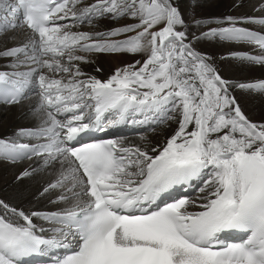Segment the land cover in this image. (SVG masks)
Masks as SVG:
<instances>
[{"label":"snow or ice","instance_id":"6c2138e0","mask_svg":"<svg viewBox=\"0 0 264 264\" xmlns=\"http://www.w3.org/2000/svg\"><path fill=\"white\" fill-rule=\"evenodd\" d=\"M81 4L0 0V37L18 28L32 33L22 46L0 51L4 58L22 54L11 66L27 68L0 72V103L38 97L33 111L40 114L39 126L19 135L43 141L14 143L9 158L42 157L57 178L41 195L59 190L51 202L64 204L40 213L0 200V264H21L42 246L69 247V237L75 251L56 264H264V125L244 116L230 82L185 42L174 0H95L77 8ZM256 10L264 14V0ZM101 17L136 22L104 32L72 30ZM215 22L220 26L193 39L253 45L260 55H234L264 65V33L239 26L264 27V15ZM78 52L148 55L101 80L81 70L76 61L89 60ZM235 86L264 91V81ZM105 113L114 119L102 121ZM126 119L155 125L175 120L178 127L162 147L150 149L118 138L69 143ZM193 180H203L200 203L181 197L152 207L178 185L187 190ZM190 204L203 210L189 211ZM34 216L55 225L51 238L37 234ZM228 232L248 235L226 242L221 234Z\"/></svg>","mask_w":264,"mask_h":264},{"label":"bare ground","instance_id":"6f19581e","mask_svg":"<svg viewBox=\"0 0 264 264\" xmlns=\"http://www.w3.org/2000/svg\"><path fill=\"white\" fill-rule=\"evenodd\" d=\"M204 1H208L206 6L200 4H204ZM94 2L95 0H84V4ZM174 3L184 20V26H178V28L187 31L188 39L185 42H190L191 47L207 58V63L215 69L221 78L230 82L229 92L235 98L236 104L240 107L244 116L252 123L264 125V91L242 89L235 86L238 83L264 81V65L253 64L234 55V53L260 55L259 50L253 45L228 43L219 39H193L194 36L198 37L210 28L220 26L215 22L216 19H223L228 16L261 17L264 14L256 10L261 0H174ZM84 4L77 5V8L83 7ZM211 16H213L210 19L211 23H196L198 20L206 21L205 18ZM135 22L129 17H123L120 21L101 17L95 20L92 25H81L79 29L73 28L72 30L104 32ZM239 26L264 33V27L258 24H243ZM31 35L32 33L26 28H18L9 32L7 36L0 37V51L13 46H22L30 39ZM128 35H135V33H129ZM9 36H13L15 39L9 40ZM84 53L86 52H78L77 55L87 57L89 62L76 61V63L79 64V67L86 75L95 76L101 80H106L117 69L130 64H125L122 58H118V56H105L102 53L95 52ZM147 55V52L135 55L130 54L126 59L134 61L141 57L146 58ZM17 59H23V55L7 58L0 57V72L27 71V68L23 66L20 68L11 66ZM98 68L100 71H97ZM38 99V97L32 96L26 101H21L13 106L0 105V200L25 212L46 213L55 209L60 210L64 206L63 203L54 204L51 202L56 198L59 190H51L41 195L43 188L57 178V173L53 170V167L51 165L44 167L43 158L38 156L24 161L13 162L1 151L8 144L37 143V140L20 136L19 133L22 129H34L39 126L40 114L33 111ZM177 127L176 121L170 120L167 124L154 131L152 130L150 133L144 131L140 135L123 134L117 138L122 139L126 145H147L149 149L153 146L162 147ZM25 170H28L30 175L22 176ZM202 183H198L193 193L188 196L193 200H197V203H200L198 197L204 195L198 191ZM188 210L200 211L202 209L190 204ZM32 221L37 226V234L48 238L53 236L52 229L55 225L39 216L32 217ZM19 222L23 223L22 220ZM41 228L44 231L41 232Z\"/></svg>","mask_w":264,"mask_h":264},{"label":"rangeland","instance_id":"374dc122","mask_svg":"<svg viewBox=\"0 0 264 264\" xmlns=\"http://www.w3.org/2000/svg\"><path fill=\"white\" fill-rule=\"evenodd\" d=\"M200 3V2H199ZM208 3V1H204V4H202V3H200L201 5H205L206 6V4ZM201 14V13H200ZM213 16H211V17H208V18H205L206 19V21H211L210 19L212 18ZM121 19H119V20H116V21H120ZM210 26V25H209ZM206 27V26H205ZM184 31H186L185 29H183ZM192 32V31H191ZM186 33H187V31H186ZM203 42V41H202ZM81 53V52H80ZM84 54H87V53H84ZM103 54V53H102ZM126 54H128V55H126ZM103 55H105V56H118V58H122V60L125 62V64L126 63H130V64H132V63H134L135 61H137V60H140V61H143L145 58H143V57H141L142 58V60H141V58H138V59H136V60H128V59H126V57L127 56H129L130 54L129 53H115V54H111V53H109V54H103ZM121 56V57H120ZM131 61H133V62H131ZM264 99V98H263ZM1 135V134H0Z\"/></svg>","mask_w":264,"mask_h":264}]
</instances>
